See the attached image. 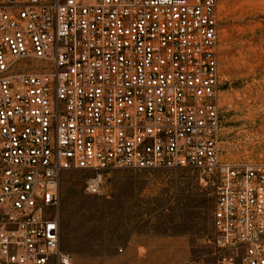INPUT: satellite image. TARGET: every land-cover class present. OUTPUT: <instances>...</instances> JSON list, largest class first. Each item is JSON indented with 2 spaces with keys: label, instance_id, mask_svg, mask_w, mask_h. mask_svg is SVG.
<instances>
[{
  "label": "built area",
  "instance_id": "2783aa9c",
  "mask_svg": "<svg viewBox=\"0 0 264 264\" xmlns=\"http://www.w3.org/2000/svg\"><path fill=\"white\" fill-rule=\"evenodd\" d=\"M220 0H0V264H74L65 173L190 169L219 264H264V162L222 149Z\"/></svg>",
  "mask_w": 264,
  "mask_h": 264
},
{
  "label": "rangeland",
  "instance_id": "374dc122",
  "mask_svg": "<svg viewBox=\"0 0 264 264\" xmlns=\"http://www.w3.org/2000/svg\"><path fill=\"white\" fill-rule=\"evenodd\" d=\"M222 149L264 162V0H220ZM69 171L61 187L62 248L74 264H219L216 193L196 171Z\"/></svg>",
  "mask_w": 264,
  "mask_h": 264
}]
</instances>
